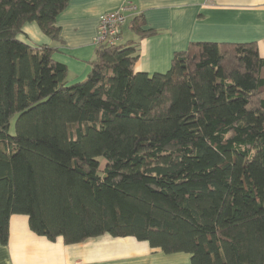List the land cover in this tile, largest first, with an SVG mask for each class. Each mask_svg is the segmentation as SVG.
Listing matches in <instances>:
<instances>
[{
    "label": "trees",
    "instance_id": "obj_1",
    "mask_svg": "<svg viewBox=\"0 0 264 264\" xmlns=\"http://www.w3.org/2000/svg\"><path fill=\"white\" fill-rule=\"evenodd\" d=\"M69 0H0V242L13 215L66 244L109 234L192 264H264V55L258 42H191L165 73L135 70L138 41L97 47L68 85L51 46ZM17 115L16 133H9Z\"/></svg>",
    "mask_w": 264,
    "mask_h": 264
},
{
    "label": "crops",
    "instance_id": "obj_2",
    "mask_svg": "<svg viewBox=\"0 0 264 264\" xmlns=\"http://www.w3.org/2000/svg\"><path fill=\"white\" fill-rule=\"evenodd\" d=\"M124 6L135 10L128 12L121 43L125 36L138 41L130 25L136 15L144 16V29L158 31L141 40L136 71L167 72L174 54L191 42H258L264 55V0H69L56 19L59 40L46 35L35 21L26 23L18 38L32 47H54L53 57L68 68L72 85L92 69L100 16ZM0 264H192V255L165 253L146 241L109 234L66 244L62 237L50 240L36 234L29 217L16 214L10 219L8 243L0 242Z\"/></svg>",
    "mask_w": 264,
    "mask_h": 264
},
{
    "label": "built area",
    "instance_id": "obj_3",
    "mask_svg": "<svg viewBox=\"0 0 264 264\" xmlns=\"http://www.w3.org/2000/svg\"><path fill=\"white\" fill-rule=\"evenodd\" d=\"M133 10H135L134 6H124L118 10L102 14L95 37L96 46L120 43L121 29L127 20L128 12Z\"/></svg>",
    "mask_w": 264,
    "mask_h": 264
},
{
    "label": "rangeland",
    "instance_id": "obj_4",
    "mask_svg": "<svg viewBox=\"0 0 264 264\" xmlns=\"http://www.w3.org/2000/svg\"><path fill=\"white\" fill-rule=\"evenodd\" d=\"M128 21V20H127ZM128 26V23L126 24ZM126 26V27H127ZM126 32H131L129 28L126 29ZM127 37L125 36L124 37V41L126 42L127 41ZM16 120H17V115L13 117L12 121H11V125H10V130H9V133L11 135H15L16 133V126H15V123H16Z\"/></svg>",
    "mask_w": 264,
    "mask_h": 264
}]
</instances>
